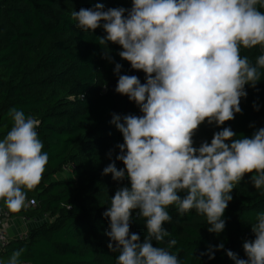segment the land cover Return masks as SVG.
Returning a JSON list of instances; mask_svg holds the SVG:
<instances>
[{"label":"clouds","instance_id":"1","mask_svg":"<svg viewBox=\"0 0 264 264\" xmlns=\"http://www.w3.org/2000/svg\"><path fill=\"white\" fill-rule=\"evenodd\" d=\"M131 4L130 9L105 10L97 3L72 12L77 28H102L99 45H119V57L145 73L141 83L138 76L120 75L122 65L115 64V92L127 96L142 115L113 114L111 121L123 137L116 160L124 167L110 163L103 175L127 180L130 187H119L103 212L109 221L108 248L118 253L116 264H182L176 254L152 243L170 235L163 227L172 219L169 208L175 206L182 216L195 210L206 218L208 232L219 234L235 186L251 176L256 189L264 187V128L251 138H235L230 127H222L241 113L245 86L255 87L261 79L264 55L253 66L241 49L264 48V12L257 8L264 7V0ZM8 116L13 126L0 139V201L8 212L17 213L25 206L26 191L40 183L49 157L37 132L40 121L17 108ZM204 123L222 130L213 134L210 144L195 147L193 138ZM133 213L145 221L143 242L139 234H130ZM250 226L254 239L243 243L246 259L226 252L235 264H264V213ZM176 243L171 239L168 248ZM223 249L220 243L201 255L211 260ZM24 251H14L0 264H21Z\"/></svg>","mask_w":264,"mask_h":264},{"label":"trees","instance_id":"2","mask_svg":"<svg viewBox=\"0 0 264 264\" xmlns=\"http://www.w3.org/2000/svg\"><path fill=\"white\" fill-rule=\"evenodd\" d=\"M97 3L105 10L132 6L131 0H0V139L13 126L9 110L17 108L40 121L37 132L49 157L40 183L26 191V201L34 205L11 213L46 214L48 219L31 227L26 237L8 239L0 249V261L25 249L20 261L30 264H116L118 253L108 248L109 221L103 212L115 191L130 184L103 175L110 163L117 169L124 167L116 160V146L123 143V137L111 121L113 114L142 113L127 96L115 92V64L122 65L120 75L138 76L141 83H145V73L133 70L119 57V45H99L97 37L105 35L102 28L84 32L76 27L72 12ZM257 8L264 12V7ZM260 55H264L261 46L241 49V56L253 66ZM259 71L261 79L255 87L245 86L241 113L222 126L230 127L235 138H251L264 128V68ZM222 127L201 125L194 146L204 141L210 144ZM65 170L71 177H58ZM231 195L221 233H209L206 218L195 210L182 216L173 206L168 209L171 221L163 225L170 235L158 244L153 240V246L176 254L182 264H235L226 255L228 250L246 259L243 243L254 239L250 225L264 213V187L256 189L251 176H245ZM0 208H6L2 201ZM144 224L133 213L130 234H139L141 242ZM171 239L177 243L168 248ZM220 243L224 249L215 251L214 259L201 255Z\"/></svg>","mask_w":264,"mask_h":264},{"label":"crops","instance_id":"3","mask_svg":"<svg viewBox=\"0 0 264 264\" xmlns=\"http://www.w3.org/2000/svg\"><path fill=\"white\" fill-rule=\"evenodd\" d=\"M33 226L35 225L31 222L24 221L20 214H12L9 219H2L0 221V227L5 230L8 239L20 238V234L27 233Z\"/></svg>","mask_w":264,"mask_h":264},{"label":"built area","instance_id":"4","mask_svg":"<svg viewBox=\"0 0 264 264\" xmlns=\"http://www.w3.org/2000/svg\"><path fill=\"white\" fill-rule=\"evenodd\" d=\"M30 205H34V202L33 201H26L24 207H28ZM21 216L23 217L24 221L31 222L34 225H38L41 222L48 219V215H46V214H41V215H37V216H33V217H28L25 215H21ZM10 217H11V213L8 212L7 208H0V221L2 219H9ZM27 233L20 234L19 237H26ZM7 240H8V238L6 236L5 230L0 227V248H2L4 246V244L7 242ZM21 264H30V262L27 260H24L21 262Z\"/></svg>","mask_w":264,"mask_h":264},{"label":"rangeland","instance_id":"5","mask_svg":"<svg viewBox=\"0 0 264 264\" xmlns=\"http://www.w3.org/2000/svg\"><path fill=\"white\" fill-rule=\"evenodd\" d=\"M58 177L70 178L71 174H70L69 170H65L63 173L59 174Z\"/></svg>","mask_w":264,"mask_h":264}]
</instances>
